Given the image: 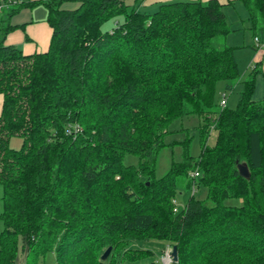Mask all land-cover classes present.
Listing matches in <instances>:
<instances>
[{
  "label": "trees",
  "instance_id": "trees-1",
  "mask_svg": "<svg viewBox=\"0 0 264 264\" xmlns=\"http://www.w3.org/2000/svg\"><path fill=\"white\" fill-rule=\"evenodd\" d=\"M235 1L256 33L264 0H170L151 12L124 0L21 2L47 8L49 42L32 53L6 44L15 26L0 23V264H46L48 252L52 264H156L129 247L146 238L175 245L174 264H264V95L252 98L254 70L239 80L235 46L211 44L232 30L221 7ZM218 80L242 83L234 107L215 101ZM191 113L198 155L186 136L156 177L157 151L176 143L163 140L168 125ZM180 179L205 192L173 211Z\"/></svg>",
  "mask_w": 264,
  "mask_h": 264
},
{
  "label": "rangeland",
  "instance_id": "rangeland-1",
  "mask_svg": "<svg viewBox=\"0 0 264 264\" xmlns=\"http://www.w3.org/2000/svg\"><path fill=\"white\" fill-rule=\"evenodd\" d=\"M128 4H133L135 3L136 6H139L141 0H124ZM72 1H66L67 5L73 4L75 2ZM63 3V4H64ZM157 7V4L155 7L150 8V6L147 5H140L141 11H152V9H155ZM243 5L241 3H234V5H226L222 6L221 9L225 13L226 18H227V23L230 25H238L240 26H247V20H240L242 19V14L244 13ZM245 16V15H244ZM122 17L121 16H116L108 19L105 21L101 29L103 30H108L112 26L116 24L117 21H121ZM248 38V42H251V36L249 33V30H246ZM240 31L237 32V34H231L230 36H241ZM227 42L228 37H227ZM224 43V36H216L213 37L211 40L212 46L216 48H221L223 47ZM228 45V44H227ZM246 52H249V49L247 51H244L240 58H236L238 61V68L240 69V73H242V70L247 67V59H246ZM245 78V75H243ZM225 80H218L215 83V88H214V98L216 102H219L220 97L222 94L225 95V99L227 102L228 107H234L238 97L239 93L242 89V83L235 81L233 84V88L231 90H226L225 89ZM200 123V118L198 117L197 114L191 113V114H186L183 115L172 122L168 125L167 129L171 130L172 132L169 134H166L163 138L164 142L166 143H171L172 141H175L176 143L170 144L168 146H164L160 150L157 151L155 155V176L159 177L163 173H165L169 167V164L171 160H180L182 158L183 154V148H182V141L185 139L186 136H188V153L192 155L193 157H196L199 153V136H198V125ZM215 139V130L210 129L209 135L207 137L206 143L208 145H212ZM21 144V138L19 136H11L9 138V145L12 148H18ZM123 163L124 164H137L138 158L136 155L131 154V153H125L123 156ZM192 192V190H189L187 187L184 186L183 181L180 179L178 180L177 187H176V198L174 202L177 203V208L181 207L189 194ZM204 188L198 191H193L192 193L194 196L198 198H202L204 196ZM227 203L230 204H239L238 199H231V200H226ZM173 211H177L174 210ZM2 208V203L0 200V210ZM2 222L0 221V230L2 229ZM129 247L133 248H145L149 249L152 251L151 256L148 258V260L154 261L156 264H163L161 261V255L166 249L171 248V246L168 244L167 241L164 240H158V239H152V238H146V239H137V240H131L129 242ZM54 261V253L53 252H48L45 257H44V262L46 264H52ZM177 261V260H176ZM174 261V262H176Z\"/></svg>",
  "mask_w": 264,
  "mask_h": 264
},
{
  "label": "crops",
  "instance_id": "crops-1",
  "mask_svg": "<svg viewBox=\"0 0 264 264\" xmlns=\"http://www.w3.org/2000/svg\"><path fill=\"white\" fill-rule=\"evenodd\" d=\"M0 1L2 2V7L0 8V23L2 24L9 23L15 26L8 31L4 42L6 44H12L18 47L24 53H32L35 51L39 52L45 50L47 48L50 37V27L46 21V17H47L46 6L41 2L34 3L31 5L29 4L20 5L21 2L27 3L33 0H0ZM166 1H170V0H141L137 8L141 10L140 5L143 6L147 4L150 6V8H153L156 6V4L158 5V3L166 2ZM72 2L75 3L69 5L64 3L62 4V7L73 8L77 6L78 2L76 1H72ZM236 2L238 3V1H235L234 3ZM234 3L231 5H234ZM133 4L135 3L133 2ZM14 8H16V10L13 13H10ZM155 9H152V11H154ZM243 10L244 13L242 14L243 16L242 19L240 20H247L248 23L247 26L243 27L240 26V24L232 26L229 24L232 30L226 35H223L224 36L223 46L227 44L229 46H235L234 49L235 59L240 58L241 54L244 51H247V49H249V52H246L247 67H245L242 70V73H240L239 80L244 79L243 75H245L246 78L249 75V73H251L252 70H254L253 72L254 85L252 91V98L254 100H258L261 99L264 95V50L256 49L253 46V36L257 35L259 36V38L264 40V23L261 29L257 30L256 33H252V30L250 29V21L247 17L246 8H244ZM147 12H151V11H147ZM247 29L249 30L251 36L250 43L248 42L249 37L247 36V32H246ZM238 31H240L241 36H237V35L230 36L231 34H237ZM227 37L229 43L227 42ZM236 61L238 60L236 59ZM1 105H2V94L0 93V110H1Z\"/></svg>",
  "mask_w": 264,
  "mask_h": 264
},
{
  "label": "built area",
  "instance_id": "built-area-1",
  "mask_svg": "<svg viewBox=\"0 0 264 264\" xmlns=\"http://www.w3.org/2000/svg\"><path fill=\"white\" fill-rule=\"evenodd\" d=\"M2 7V2L0 1V8ZM253 46L256 49H263L264 50V40L259 38V36L254 35L253 36ZM226 105V100L224 94L221 95L220 100H219V106L224 107ZM193 176L197 175L196 171H191L190 173ZM174 201V200H173ZM176 205V202H174ZM174 210H177V207H174ZM161 261L163 264H174V260L172 259L171 255V248L166 249L163 254L161 255Z\"/></svg>",
  "mask_w": 264,
  "mask_h": 264
},
{
  "label": "water",
  "instance_id": "water-1",
  "mask_svg": "<svg viewBox=\"0 0 264 264\" xmlns=\"http://www.w3.org/2000/svg\"><path fill=\"white\" fill-rule=\"evenodd\" d=\"M237 168H238L240 174L248 175V171H247V168H246L245 165H243L241 163H238L237 164ZM109 251H110V246H107L105 248V250L102 252V254L100 255L101 259H105L107 257V255H108ZM171 255H172V259L174 261H176L177 260V253H176V246L175 245H173L171 247Z\"/></svg>",
  "mask_w": 264,
  "mask_h": 264
}]
</instances>
